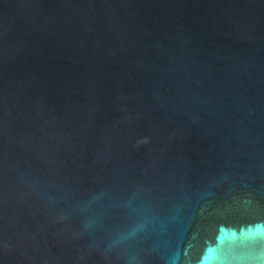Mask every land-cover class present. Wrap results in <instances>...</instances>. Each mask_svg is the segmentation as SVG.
Masks as SVG:
<instances>
[{"label": "water", "instance_id": "obj_1", "mask_svg": "<svg viewBox=\"0 0 264 264\" xmlns=\"http://www.w3.org/2000/svg\"><path fill=\"white\" fill-rule=\"evenodd\" d=\"M0 264H264V0H0Z\"/></svg>", "mask_w": 264, "mask_h": 264}]
</instances>
